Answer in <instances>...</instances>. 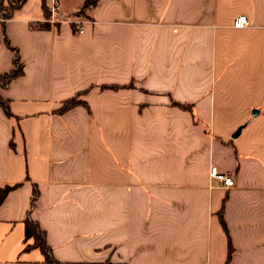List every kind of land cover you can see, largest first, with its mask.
Instances as JSON below:
<instances>
[{"label":"crops","instance_id":"obj_1","mask_svg":"<svg viewBox=\"0 0 264 264\" xmlns=\"http://www.w3.org/2000/svg\"><path fill=\"white\" fill-rule=\"evenodd\" d=\"M52 1L0 20V264H45L27 217L61 264H264V0H57L82 31L32 28Z\"/></svg>","mask_w":264,"mask_h":264},{"label":"trees","instance_id":"obj_2","mask_svg":"<svg viewBox=\"0 0 264 264\" xmlns=\"http://www.w3.org/2000/svg\"><path fill=\"white\" fill-rule=\"evenodd\" d=\"M25 0H0V17L9 19L13 12L21 7ZM94 3V0H85L84 4L82 5L81 9L79 10L78 14H80L84 8H87L88 6L92 5ZM43 9L46 11V14L48 16V12L43 6ZM30 26L32 28H38V29H46L50 27V24L46 22H35L31 23ZM74 27V25H73ZM7 46L13 51L14 56H13V67L2 74H0V87L6 86L13 78L20 76L23 73V64L20 62L17 50L12 47L9 42L6 40ZM80 94L77 93L73 97L66 99L62 102L61 107L59 109V112H64L78 104H84L83 101L77 99ZM0 104L4 108L5 112L7 114H10L9 107L7 102H5L3 99L0 98ZM16 186H10V185H5L0 188V203L3 201L5 198L7 192L14 188ZM37 196V190L34 187L33 188V193L31 196V207L34 206V202ZM223 222V221H222ZM25 224V238L28 239L30 237L33 238V243L32 244H26L25 249H28L30 247H38L44 255L45 258V264H61L58 261H56L51 253V248L47 245L46 243V238H45V233L44 231L39 227L38 223L34 220H32L30 217H27L24 221ZM224 224V222H223ZM225 226V225H224ZM229 248V255H230V250ZM228 255V256H229Z\"/></svg>","mask_w":264,"mask_h":264},{"label":"built area","instance_id":"obj_3","mask_svg":"<svg viewBox=\"0 0 264 264\" xmlns=\"http://www.w3.org/2000/svg\"><path fill=\"white\" fill-rule=\"evenodd\" d=\"M1 21H5V18L0 17ZM46 21L50 25H56L58 23H61L63 21H68L75 25L76 30L78 32L82 31V21L76 20L74 18L68 17L61 8V5L58 3L57 0H53L51 5L48 9V16L46 18ZM248 25V19L247 16L244 14L238 15L234 21L233 26L236 28H242ZM210 175L217 179L222 185L225 187H232L235 184L233 175L229 172H220L218 171L217 167L215 165H211L210 167Z\"/></svg>","mask_w":264,"mask_h":264},{"label":"water","instance_id":"obj_4","mask_svg":"<svg viewBox=\"0 0 264 264\" xmlns=\"http://www.w3.org/2000/svg\"><path fill=\"white\" fill-rule=\"evenodd\" d=\"M238 131H239V129H237V131L233 134V135H235V134H237L238 133Z\"/></svg>","mask_w":264,"mask_h":264}]
</instances>
